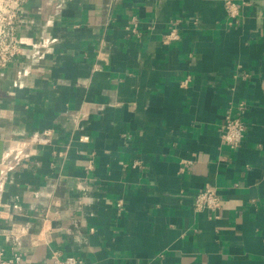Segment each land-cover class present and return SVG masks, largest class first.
Returning <instances> with one entry per match:
<instances>
[{
    "label": "crops",
    "instance_id": "crops-1",
    "mask_svg": "<svg viewBox=\"0 0 264 264\" xmlns=\"http://www.w3.org/2000/svg\"><path fill=\"white\" fill-rule=\"evenodd\" d=\"M18 29L0 70L6 257L264 264V0H28ZM205 188L220 208H195Z\"/></svg>",
    "mask_w": 264,
    "mask_h": 264
},
{
    "label": "built area",
    "instance_id": "built-area-1",
    "mask_svg": "<svg viewBox=\"0 0 264 264\" xmlns=\"http://www.w3.org/2000/svg\"><path fill=\"white\" fill-rule=\"evenodd\" d=\"M27 1L0 0V70L7 68L22 52L23 42L19 36L18 28ZM227 11L230 15L235 16L237 13L236 4L227 2ZM179 36L176 28H173L165 36V42L177 40ZM246 130L247 126L242 118L228 116L225 126L221 130L222 140L230 149H237L244 140ZM194 205L197 210H216L221 206V197L217 190L205 188L195 194ZM11 234L17 238L24 236L23 226L18 223L14 224ZM0 264H22V256L15 253L13 257L8 258L5 256L4 250L0 249ZM51 264H85V262L74 255L61 257L59 252H55Z\"/></svg>",
    "mask_w": 264,
    "mask_h": 264
},
{
    "label": "water",
    "instance_id": "water-1",
    "mask_svg": "<svg viewBox=\"0 0 264 264\" xmlns=\"http://www.w3.org/2000/svg\"><path fill=\"white\" fill-rule=\"evenodd\" d=\"M1 156H2V152H0V158H1Z\"/></svg>",
    "mask_w": 264,
    "mask_h": 264
}]
</instances>
